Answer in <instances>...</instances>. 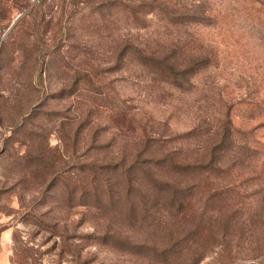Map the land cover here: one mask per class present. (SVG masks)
<instances>
[{
  "label": "rangeland",
  "instance_id": "374dc122",
  "mask_svg": "<svg viewBox=\"0 0 264 264\" xmlns=\"http://www.w3.org/2000/svg\"><path fill=\"white\" fill-rule=\"evenodd\" d=\"M102 1L0 0V264H264V0ZM127 44L176 51L182 85ZM144 136L201 165L150 172L175 204L124 177Z\"/></svg>",
  "mask_w": 264,
  "mask_h": 264
},
{
  "label": "trees",
  "instance_id": "16d2710c",
  "mask_svg": "<svg viewBox=\"0 0 264 264\" xmlns=\"http://www.w3.org/2000/svg\"><path fill=\"white\" fill-rule=\"evenodd\" d=\"M109 2V0H103L100 2L101 7H104L105 4H108ZM212 20L213 19L210 14H206L204 18L196 19V21L199 23H209ZM132 48L133 47L131 44H127V46H123L121 49L119 48L120 50H118L116 53L117 58H122L124 55H127V57H135L141 62V64L151 66L154 69L153 73L160 75L165 81L174 79V82L170 83L174 85H182L181 79L183 78L184 72L176 71V66L178 65L176 51L170 49L168 52H164V50L150 47L144 49L140 48L139 52L136 54L135 51L128 50ZM211 57L212 55L209 52H194L191 60L192 73L196 74L200 69L206 67L210 63ZM177 77H179V79ZM228 124V116L224 115V119L220 120L216 125L215 130H213L211 137L217 139L218 141L213 145L211 150H209L211 158H216V153H222L224 148L220 146H222L225 139L231 135L229 127H227ZM140 140H142V147H140V150L137 152V154H145L147 155V158L144 162H138L135 159L126 168L121 169L125 175L124 177L126 178L127 182H131L130 178L132 176L136 177L139 174L138 169L134 167H140L141 170L146 172V180L139 182V185H142L148 194H154L153 191H155L156 194L160 196V198H167L169 201H172L175 204V201L177 200L176 196L179 193L178 190L183 189L182 191L185 197V192L189 191L187 190L189 184H184V187L182 188H176V186H173L171 181L159 180L156 177L149 175L151 174L150 172L161 171V174L165 173L166 175L169 173L168 178L170 179H172V175L175 176V178L176 176H179L181 177V180L179 181L183 180L186 183L195 179L193 176H191V173L196 169H200L199 166L201 167V165L199 163H188L186 161L187 155L184 154L181 149H179V151L167 150L165 144L168 141L162 140V138L159 136H157V138L144 136ZM228 148L229 147H226V149ZM154 157H159V159L153 160ZM179 206H182V204L179 203ZM180 211H182V209Z\"/></svg>",
  "mask_w": 264,
  "mask_h": 264
}]
</instances>
